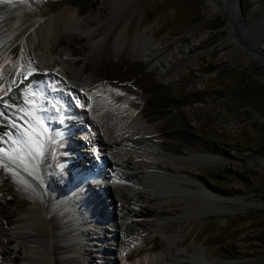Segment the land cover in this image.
Instances as JSON below:
<instances>
[{"label":"bare ground","instance_id":"bare-ground-1","mask_svg":"<svg viewBox=\"0 0 264 264\" xmlns=\"http://www.w3.org/2000/svg\"><path fill=\"white\" fill-rule=\"evenodd\" d=\"M125 3L126 0H113V13L107 21L96 14L82 18L80 8L72 7L46 15L33 0L0 3V148L6 150L0 154L3 161L0 170L8 173L0 178L11 181L12 188L15 185L25 194L30 193L29 198L17 200L19 207L26 206L19 216L10 207L3 211L0 259L5 262L0 264H96L98 260L108 264L226 263L204 255L195 244L186 247L185 240L178 239L173 224L159 220L160 215L168 213L166 203L161 202L167 196L153 193L156 189L153 183L166 186L168 177L178 184L199 185L214 200L202 214L232 213L233 208L223 206L218 200L226 203L233 198L216 193L202 182L196 170H186L182 164L185 158L194 156L190 146L199 125L191 121L189 108L204 104L183 102L173 90L186 67L184 59L188 54L182 49L183 37L176 44H153L146 32L129 37L122 27L132 6L125 7ZM210 3L215 9L216 5ZM225 12L233 22L229 29L234 30L236 18L241 19L236 4ZM208 34L209 30L203 29L201 35H192L185 46L186 52ZM231 39L237 48L229 55L232 62L253 63L251 53L242 48L237 37L232 35ZM52 66L62 67L64 75L59 72L60 67L57 72L51 70ZM254 66L251 64L257 76L264 79V62ZM46 76H49L47 86L53 90L68 88L77 98L78 107L72 109L69 101L62 103L57 99L56 91L43 85ZM31 79L34 84L30 87L27 82ZM41 88L48 93L38 92ZM126 94L134 101L127 99ZM48 96L53 105L57 104L56 110ZM44 107L49 109L51 124L47 123L45 134L39 136L41 151L29 148L27 156L24 152L20 154L26 157L30 167L27 173L40 185L39 190L26 177L25 170L16 168L8 154L18 153L10 144L17 140L20 130L40 131L36 118ZM73 117L83 121L77 125L76 119L74 124ZM80 127L78 138L89 136L86 140L89 146L82 148L85 152L81 154L73 142L77 136L68 140L69 133ZM91 146L102 159L101 164L92 159L93 155L89 156ZM72 154L86 158L90 167H84ZM195 156L200 162L208 159L210 164L227 162L214 152L202 150ZM105 170L112 173L108 176ZM183 172L184 177L178 176ZM82 175L89 180L86 186ZM137 183L147 188H137ZM74 184L80 187L72 193ZM52 194L62 199V205H58L59 200ZM145 199L160 205L153 209ZM145 214L155 217L146 219ZM81 215L84 223L77 222ZM102 219L109 222L102 225ZM143 233L147 235L143 241L134 240ZM106 240L111 241L112 256L102 248L101 243ZM88 241L95 243L91 246ZM89 245L91 248H87ZM119 245L125 249L117 254ZM15 256L18 262H13ZM23 258L25 262L20 263Z\"/></svg>","mask_w":264,"mask_h":264},{"label":"rangeland","instance_id":"rangeland-1","mask_svg":"<svg viewBox=\"0 0 264 264\" xmlns=\"http://www.w3.org/2000/svg\"><path fill=\"white\" fill-rule=\"evenodd\" d=\"M33 1L47 12L46 15L59 12L65 7H72L80 8L82 18L96 14L103 21L109 19L114 9L113 0ZM210 1L216 5L215 9H212L213 5ZM126 3L125 7L132 6V10L125 16L122 29L123 33L129 37L146 32L153 44H176L177 40L183 37L182 49L188 54L184 59L186 67L177 78V84L173 90L175 96L183 102L196 101L204 104L189 108L191 121L199 124L190 146L194 156L179 159H184L182 163L184 169L196 170L206 186L220 195L233 198L226 203L218 200L223 206L233 208L232 213L202 214V210L209 209L210 202L214 200L206 196V192L201 191L199 185L178 184L173 178L167 176L168 178H165L169 183L166 186L161 187L157 184L155 186L153 183V187L156 188H153L155 190L153 193L161 196L166 193L163 196L169 198L166 197L165 200L171 201L170 204L165 200L161 201L166 203L168 213L160 215L159 220L169 225L172 223L173 230L178 231V239L185 240L186 247L195 244L204 255H212L225 261V264H264V161L260 160L264 158V79L257 76L258 73L251 67V64L255 67L254 65L259 62H264V0H126ZM234 4L241 19L237 17L234 30H230L233 22H230L225 10L230 9ZM203 29L209 30V34L186 52L185 46L191 41V36L201 35ZM76 30L80 31L78 28ZM232 35L237 37L245 51L251 53L253 63L242 65V63L232 62L229 55L237 49L231 39ZM257 42L260 45L259 49ZM238 54L240 55V52ZM52 60L50 62H53ZM33 65L36 67V64ZM59 67L52 66L51 70L58 72ZM62 70L63 68L60 67L59 72L64 75ZM47 87L48 90L50 88L54 91L50 85ZM125 97L134 101L127 94ZM73 100L77 108L79 102L76 97ZM207 100H213L212 103H214L208 104ZM74 119L75 124L76 119L79 120V118ZM81 121L83 120L77 121L76 124L78 125ZM36 127H39L38 123ZM78 134L80 132L73 136L78 138ZM80 136L85 137L86 140L89 137L88 134ZM17 137V140L14 142L12 140L10 144L18 152L12 155L15 157L12 160L17 164V169L25 170L26 177L32 180L36 188L40 190V185L28 175L30 173H27V168L30 167L26 157L21 156L22 152L26 156L29 152V147L21 143L28 137L25 131L21 130ZM38 139L40 140V137ZM85 143L86 147L83 148L89 146L88 141ZM91 147L89 156L93 155L92 159L98 158L94 146ZM202 150L214 152L218 158L227 162L210 164L208 159L200 162L195 154H200ZM107 155L114 159L111 154ZM85 162L88 160L86 159ZM81 163L84 164V161ZM102 165L110 169L108 165ZM3 172L0 170V175L8 174ZM105 173L109 176L112 172L105 170ZM184 175H186L185 172L178 176L184 177ZM68 182L71 184L73 180ZM11 185L8 179L0 178V219L3 218V211H8L7 207H10L9 210L17 216L22 214V209L26 206L19 207L17 200L30 197V193L25 194L15 185L13 188ZM137 185L140 189L147 188L144 187L147 185L142 183ZM76 187L80 186L76 185L72 193L77 190ZM113 194L118 197L114 190ZM54 198L59 200L58 196ZM61 200L58 201V205H62ZM147 200L145 199V203L153 209L160 205L159 202ZM187 200L199 202V204L190 205ZM200 204L204 208H200ZM103 206L104 209L107 208L106 205ZM135 207L140 208L138 205ZM116 211L120 213L118 209ZM89 215L88 213L86 216ZM143 216L146 219L155 217L151 214ZM83 220L84 215H81L80 221L77 218L78 223H84ZM107 222L109 221H105L102 225ZM157 234L163 233L157 231ZM146 237L147 235L143 233L136 236L134 240L143 241ZM87 243L93 246L95 242ZM101 244H103L102 248L112 256L111 241L106 240ZM121 246H117V254L120 252L118 250L125 249V246ZM0 261L5 262L4 259ZM99 261L96 264H108L102 260L101 263ZM13 262H18V257L15 256ZM23 262H25L24 258L20 263Z\"/></svg>","mask_w":264,"mask_h":264},{"label":"snow or ice","instance_id":"snow-or-ice-1","mask_svg":"<svg viewBox=\"0 0 264 264\" xmlns=\"http://www.w3.org/2000/svg\"><path fill=\"white\" fill-rule=\"evenodd\" d=\"M3 2H7V0H0V3H3ZM36 119L37 121H39L40 131H37L35 128L25 129V135L28 137V139L22 140L21 143L25 144L29 148H34L37 152H40L42 148V144L40 140L38 139V137L40 135L45 134L44 129L46 125L43 123V120L41 117H37ZM5 151H6L5 149L0 148V153H5ZM9 158L15 159V157H13L11 153H9ZM2 164H3V161L2 159H0V166H2Z\"/></svg>","mask_w":264,"mask_h":264},{"label":"water","instance_id":"water-1","mask_svg":"<svg viewBox=\"0 0 264 264\" xmlns=\"http://www.w3.org/2000/svg\"><path fill=\"white\" fill-rule=\"evenodd\" d=\"M256 45H258V47L260 48V45L258 44V42L256 43Z\"/></svg>","mask_w":264,"mask_h":264}]
</instances>
